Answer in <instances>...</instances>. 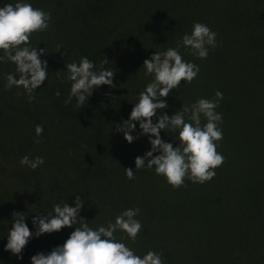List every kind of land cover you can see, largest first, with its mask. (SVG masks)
<instances>
[{
	"label": "trees",
	"instance_id": "1",
	"mask_svg": "<svg viewBox=\"0 0 264 264\" xmlns=\"http://www.w3.org/2000/svg\"><path fill=\"white\" fill-rule=\"evenodd\" d=\"M43 1L45 12L51 13L47 33L52 37L47 34L43 43L48 77L34 89L37 103L25 99L21 122L7 107L2 115L0 264H31V256L62 245L79 226L33 237L18 259L4 248L13 212H22L35 232L33 216L51 213L55 204L64 202L74 207L76 196L84 200L80 217L93 229L114 222L126 209L139 208L136 218L142 229L136 242L122 231L115 236L141 257L152 250L162 254L164 264H264V0H239L246 12L240 27L251 33L248 47L230 55L229 49H220L204 62L182 55L198 65L199 73L190 84L181 81L180 88L170 91L163 112L171 116L182 104L215 99L220 91L223 99L216 111L222 114L223 139L217 151L225 160L211 181L185 179L186 186L179 188L154 168L136 170L135 157L151 149L147 135L128 143L115 130L129 118L138 94L152 79L145 75L143 62L142 69H133L137 81L124 72L137 64L140 47H145L141 39L159 52L177 47L176 38L190 34L192 24L205 17L200 10L212 7L211 2L232 6L238 0ZM81 57L97 68L107 59L103 67L116 71L115 87L95 88L78 109L75 98L65 105L70 83L61 82L55 72L61 70L63 76L65 65ZM133 123L131 134L136 136L139 123ZM36 125L43 126L39 137ZM160 136L177 146L174 133L162 130ZM25 155L43 157L44 164L35 170L22 166ZM124 168H131L135 179H127Z\"/></svg>",
	"mask_w": 264,
	"mask_h": 264
},
{
	"label": "clouds",
	"instance_id": "2",
	"mask_svg": "<svg viewBox=\"0 0 264 264\" xmlns=\"http://www.w3.org/2000/svg\"><path fill=\"white\" fill-rule=\"evenodd\" d=\"M50 19L51 13L34 8L25 0H17L14 4L7 3L0 7V63L11 62L15 65V72L5 77V87L23 88L29 102L35 99L34 89L44 83L49 73L47 61L40 59L42 55H47L44 48L37 50L30 37L34 32L48 30ZM216 36L217 33L206 24L194 22L190 34H183L177 47L155 52L145 59V75L152 77L151 82L138 94L129 118L115 126V130L128 143L142 135L148 136L151 149L142 156L135 157V168H154L155 174L163 176L173 188L186 186L185 179L199 184L211 181L216 175L215 169L225 160L217 151L218 142L223 139L219 126L223 122L222 114L216 111L219 101L223 99L220 91L215 92V99L199 98L194 103L182 104L171 116L163 112L168 107L165 98L170 91L180 88L181 81L190 84L200 70L195 63L183 59L179 48H187L190 54L206 59L209 48L215 49L218 46ZM56 52L60 53L59 45ZM107 62V59L101 61L97 68L87 57H81L78 63L65 65L63 76L61 70L55 72L61 82L70 83L65 105L75 98L79 109L85 105L95 88L101 85L115 87L113 79L116 70L105 69L103 66ZM55 95L59 96L60 92L57 91ZM157 110H160L158 116ZM153 117L156 118L155 123ZM201 117L206 122L202 123ZM133 121L139 123L140 132L136 136L131 134L136 129ZM162 130L175 134L177 146L174 147L172 143L161 138ZM42 133L43 126L36 125V136L39 137ZM36 142L39 143L38 140ZM19 163L35 170L44 164V158L37 156L29 159L25 155L20 158ZM124 170L127 179H135L131 168ZM74 204V207L65 202L55 204L51 213L33 216L35 232L30 231L26 225V216L22 212H13L5 250L22 259L21 253L33 237L38 238L42 234L58 232L64 227L78 224L62 245L54 247L47 254L37 253L31 256V264H164L161 253L149 250L141 257L134 249L116 239L115 233L122 231L132 243L136 242L142 229L141 222L136 218L139 208L126 209L116 215L114 222L109 221L106 226L93 229L79 215L84 200L76 196Z\"/></svg>",
	"mask_w": 264,
	"mask_h": 264
},
{
	"label": "rangeland",
	"instance_id": "3",
	"mask_svg": "<svg viewBox=\"0 0 264 264\" xmlns=\"http://www.w3.org/2000/svg\"><path fill=\"white\" fill-rule=\"evenodd\" d=\"M197 1V0H195ZM199 1V0H198ZM17 0H0V7H3L7 3H15ZM26 3H30L33 7L42 9L45 11V1L43 0H25ZM200 2V1H199ZM239 0L236 2H232V6H226V3H216L215 6L211 2L212 7H205L204 10H200L201 15H205L204 18L200 19V23L206 24L212 31L217 33L216 40H217V48L212 49L209 48V54L206 59H202L204 62L209 57L213 56L216 52H218L220 49H229V55L232 53H235L236 49L240 47H248L251 33L249 31H243L240 27V24L244 23L245 19V9L238 4ZM229 5V2H228ZM214 6V7H213ZM230 7V8H229ZM214 9V10H213ZM47 30L43 32H34L31 37V43L36 47L37 50L44 47V41L47 39V36H51V34H48ZM142 38V34L140 35ZM177 41H179V37L176 38ZM141 42L145 45V47H140L141 52L139 54V57L137 56V64H133V68L130 69L128 72H124L129 78L133 76V69L137 71L142 69L141 65L139 63L143 62L145 59H148L149 56L154 52H159L158 50H155L153 47H147L149 44H147L143 39H141ZM172 43V42H171ZM177 42H173L172 45L176 44ZM48 47V46H46ZM175 48V47H173ZM167 47H165V50ZM140 51V50H138ZM179 52L181 55L187 54L192 59L198 57L190 54V50L184 47L179 48ZM0 55H2V51H0ZM40 59L43 60V55L40 57ZM57 62V61H55ZM231 59L227 60V64H231ZM59 63V62H57ZM135 66V68H134ZM132 71V72H130ZM15 72V65L11 62L6 63H0V130L4 127V118L2 115L7 111H12V115L15 114L18 116V119L21 122V111L23 110L22 106H24L25 99L28 97L27 94L24 92L23 88H18L13 86L11 89H8L5 87L7 81L5 79L6 75L9 73ZM131 75V76H130ZM136 76L137 81V72L134 74ZM117 80H119V75L115 76ZM18 78V76H17ZM123 79V78H122ZM17 93H20V95H17ZM33 103H37V99L35 98L32 100ZM7 107V109L5 108ZM20 111V113H19ZM21 114V115H20ZM16 116V118H17ZM17 122V123H20ZM15 125V122H13ZM23 131V130H21ZM22 135V133H20ZM221 236L222 233H220Z\"/></svg>",
	"mask_w": 264,
	"mask_h": 264
}]
</instances>
